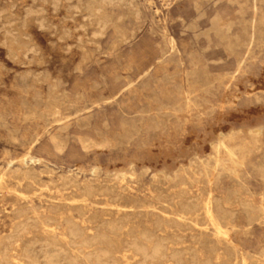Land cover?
Returning a JSON list of instances; mask_svg holds the SVG:
<instances>
[{"label": "rangeland", "instance_id": "374dc122", "mask_svg": "<svg viewBox=\"0 0 264 264\" xmlns=\"http://www.w3.org/2000/svg\"><path fill=\"white\" fill-rule=\"evenodd\" d=\"M92 1L0 0V264H264V0Z\"/></svg>", "mask_w": 264, "mask_h": 264}, {"label": "bare ground", "instance_id": "6f19581e", "mask_svg": "<svg viewBox=\"0 0 264 264\" xmlns=\"http://www.w3.org/2000/svg\"><path fill=\"white\" fill-rule=\"evenodd\" d=\"M92 2H94V0L92 1ZM124 2H125V0H124ZM90 3V2H89ZM98 3V2H97ZM91 4V3H90ZM90 4H86V5H90ZM108 4V3H107ZM147 4V3H146ZM92 5V4H91ZM93 6H95V5H93ZM98 7H99V5H97ZM89 10V9H88ZM91 11V10H90ZM94 11V10H93ZM102 16H105V15H103L102 14ZM98 17V16H97ZM93 18V17H92ZM99 18V17H98ZM101 18V17H100ZM252 20V19H251ZM252 22V21H251ZM96 27V26H95ZM94 27V28H95ZM99 31V30H98ZM226 32V31H225ZM98 33H100V32H98ZM251 34V33H250ZM250 37H251V35H250ZM169 44L171 45V49L172 48H174L175 47V41H174V39L173 38H171L170 40H169ZM230 48V47H229ZM228 49V48H227ZM231 79V78H230ZM50 118V117H49ZM26 157H30L29 156V154L27 153L26 154V156H25V158ZM31 158V157H30ZM32 160V159H31ZM215 162V161H214ZM214 166V165H213ZM233 176V175H232ZM209 195H210V193H209ZM206 196H207V193H206ZM264 200V199H263ZM211 202L210 201H207L206 202V200H205V203L203 204V207H202V210H203V218H204V221H206V222H208L209 224H211L216 230H217V232H222L221 231V226H220V224H219V222H218V220H217V218H216V216H215V213H214V211H213V208H212V206H211V204H210ZM261 209V208H260ZM263 210V209H262ZM264 212V211H263ZM38 216V215H37ZM85 216V215H84ZM232 216V215H231ZM172 217H174V216H172ZM175 218V217H174ZM44 219V218H43ZM176 219H177V217H176ZM47 220V219H46ZM69 220V219H68ZM28 221V220H27ZM40 221H41V219H40ZM45 221V220H44ZM48 221V220H47ZM76 222V221H75ZM39 223V222H38ZM42 223V222H41ZM40 223V224H41ZM68 223V222H67ZM80 223V222H79ZM22 224V223H21ZM44 225H45V223H44ZM75 225V224H74ZM70 226H71V228L73 227L72 225H71V223H70ZM43 227V226H42ZM105 227V226H104ZM212 227V228H213ZM70 228V227H69ZM70 228V229H71ZM45 229H46V225H45ZM48 229V228H47ZM66 230H67V228H66ZM77 230V229H76ZM80 230H81V228H80ZM53 231V230H52ZM73 231V230H72ZM70 232V230H67V234ZM80 232V231H79ZM72 233V232H71ZM74 233H77V234H79L78 232H76L75 231V229H74ZM83 234L84 235V233L81 231L80 232V234ZM96 233V232H95ZM110 233L111 234H115L116 233V229L114 228V226H111L110 227ZM223 233H225V232H223ZM79 234V235H80ZM81 234V235H82ZM218 234V233H217ZM69 235V234H68ZM71 235V237H73V235L72 234H70ZM85 235H87V234H85ZM84 235V236H85ZM139 235V234H138ZM150 235V234H149ZM214 235H216V234H214ZM225 235V234H224ZM148 236V235H147ZM218 236H219V234H218ZM68 237V236H67ZM76 237V236H75ZM77 237H78V235H77ZM86 237V236H85ZM102 237H104V236H102ZM139 237V236H138ZM137 237V238H138ZM199 237V236H198ZM66 238V237H65ZM81 238V237H80ZM110 238V237H109ZM108 238V240H107V243H105V244H107V248L106 249H102L103 250V254L104 255H108V256H110V255H112V254H114V253H117L119 250H117V248H116V246L115 245H113L112 244V240L111 239H109ZM3 239V238H2ZM8 239V238H7ZM78 239V238H77ZM94 239V238H93ZM96 239H98V238H96ZM4 240V239H3ZM83 241H84V239H82ZM86 240V239H85ZM95 240V239H94ZM133 240H134V238H133ZM132 240V241H133ZM138 239H136V241H137ZM140 240H143L144 242V244H140V245H138L137 244V248H136V250H138V252L140 251L142 254H140V255H144L143 256V258H144V260H146V256H149L150 257V259H154V260H156V261H158V257L159 256H161L160 255V253H161V245L157 242V243H151V240H149V238H147L146 236H142L141 235V239ZM179 240V239H178ZM192 240V239H191ZM224 240V239H223ZM227 240H229V239H227ZM92 241V240H91ZM135 241V240H134ZM193 241V240H192ZM197 241V240H196ZM85 243H87L86 241H84ZM99 242V241H98ZM138 242V241H137ZM35 243V242H34ZM93 243V242H92ZM135 243V242H134ZM134 243H132V244H134ZM197 243V242H196ZM16 244V243H15ZM82 244V243H81ZM84 244V243H83ZM103 244V243H102ZM194 244V243H193ZM198 244V243H197ZM1 245V244H0ZM12 245V244H11ZM10 245V246H11ZM89 245V244H88ZM232 245V244H231ZM103 246V245H102ZM133 246V245H132ZM196 246V245H195ZM80 247H81V245H80ZM84 247L86 248L87 247V244H86V246L84 245ZM104 247V246H103ZM133 247H136V245L135 246H133ZM68 248H70V247H68ZM99 249V248H98ZM224 249V248H223ZM100 250V249H99ZM148 250H150V252L149 253H147V251ZM78 251V250H77ZM132 251V250H131ZM134 252H135V254H136V251L135 250H133ZM132 251V252H133ZM178 251V250H177ZM87 252V251H86ZM99 252H101V251H99ZM220 252V251H219ZM89 253V252H88ZM88 253H85V255H87ZM94 253H95V251H94ZM78 254V253H77ZM100 254V253H99ZM127 254V253H126ZM132 254V253H131ZM134 254V255H135ZM196 254V253H195ZM92 255V254H91ZM102 255V254H101ZM88 256V255H87ZM90 256V255H89ZM88 256V257H89ZM98 256V255H97ZM97 256L95 255V257L97 258ZM107 256V257H108ZM128 256V255H127ZM127 256L125 255V254H123L122 255V257L124 258V260H125V262H127L128 261V259H127ZM132 256V255H131ZM137 256V255H136ZM204 256H205V254H204ZM256 256V255H255ZM254 256V257H255ZM103 256H101V258H102ZM85 258V257H84ZM100 258V259H101ZM128 258H131V257H128ZM138 258H139V256H138ZM142 258V259H143ZM13 259V258H12ZM109 259H110V257H109ZM118 259V258H117ZM85 260V259H84ZM93 260V259H92ZM91 260V261H92ZM98 260V259H97ZM111 260V259H110ZM112 260H115L114 258L112 259ZM161 260V259H160ZM9 261H10V259H9ZM12 261H14V260H12ZM17 261V260H16ZM90 261V262H91ZM96 261V260H95ZM138 261H139V259H138ZM141 261V260H140ZM213 261V260H212ZM18 262V261H17ZM110 262V261H109ZM143 262V261H142ZM147 262H148V260H147ZM19 263V262H18ZM111 263L112 264H117V261H111ZM129 263V262H128ZM140 263V262H139ZM233 263V262H232ZM255 263V262H254ZM22 264V263H21ZM100 264V263H99ZM102 264V263H101ZM144 264V263H143ZM149 264H157V263H154V262H149ZM172 264V263H171ZM219 264V263H218ZM235 264V263H234Z\"/></svg>", "mask_w": 264, "mask_h": 264}]
</instances>
